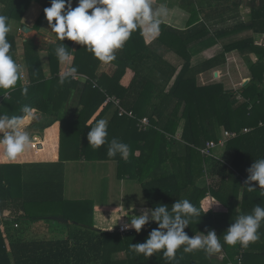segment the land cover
<instances>
[{"label":"trees","instance_id":"1","mask_svg":"<svg viewBox=\"0 0 264 264\" xmlns=\"http://www.w3.org/2000/svg\"><path fill=\"white\" fill-rule=\"evenodd\" d=\"M33 1L43 7L33 25L34 29H39L46 19L43 10L50 6V0H0V13L9 18V24L13 20L20 21L26 8ZM212 1L221 6L229 2V6L224 7V10L237 8L242 4L237 0ZM180 4L184 6L186 0H181ZM189 4L192 21L198 19L199 14L208 15L203 10V0H189ZM243 4L249 9V19L245 23H240L239 27L248 28L253 33L264 36V0H243ZM76 5L77 0H72V7ZM22 26L21 23L20 28ZM176 32L169 27L165 28L160 34L162 42L167 44L166 35ZM195 34L199 35L198 31ZM201 37L202 35H199L196 38L200 40ZM7 39L12 45L14 59L18 62L15 37L9 32ZM139 41L141 39L138 32H133L123 48L116 52V59L112 63L117 65V69L113 76L103 75L99 78L94 72L100 61L85 47L77 44L72 68H75V73L87 75L88 80L80 82L64 77L62 84L79 86L78 105H81L82 109L73 122H64L65 119L61 118L56 119L53 125H57L56 128L58 127L60 131L64 123L69 128L72 124L81 144L74 152L76 156L106 158L108 145L94 149L93 151L98 153L94 154L90 150L92 147L88 145L87 133L110 108L111 104L105 102L107 95L115 94L124 99L126 109L131 110L134 116H118L112 105L114 110L109 121L108 140L118 138L128 144L130 137V147L137 146L139 141L142 142L141 151L135 157L133 149H130L128 160L122 159L119 155L109 159L119 162L120 172L126 170L130 175H136L141 179L148 209L167 205L170 210L176 200L187 198L201 209L202 215L199 219H193L184 231L191 237L199 232L206 234L208 230H214L223 244L224 232L238 215L251 213L257 205L264 206V189L257 187V190L249 192L244 185L248 176L247 169L254 160L264 158V126H258L259 121L264 122V88L258 87L263 80L264 46H255L250 37L223 46V52L253 48L258 57L250 67L252 79L239 91L247 101L235 105V91L224 90L219 83L202 86L196 83L197 73L211 66L215 59L205 61L199 67H192L189 61L184 59L177 72L175 63L168 57L151 49L149 45L141 48ZM60 43L62 42L57 38L55 42L47 44L49 60L54 66L58 61L55 48ZM63 43L71 52L73 41L64 40ZM23 52L30 83L27 89L30 92L22 94V81L18 80L14 90L10 92L9 99H2V104L13 111V116L24 115L22 109L25 106L58 116L59 106L55 105L50 110V99L45 97L43 92L44 86L47 87L51 82L55 84L59 79H44L41 51L33 39H26L23 42ZM126 69L131 71V80L127 86H123L120 80L126 74ZM95 78L98 86L94 87ZM7 91L9 90H0V99ZM87 91L89 95L85 97ZM132 92L136 95L131 100ZM93 116L94 120L91 122ZM141 119L147 120L146 129L138 125ZM246 126L252 127V130L240 133ZM222 128L235 130L239 135L228 140L219 154L221 159L201 154L199 149L208 141H216ZM73 129L69 133L76 141L78 138L74 137ZM177 131L179 139L176 138ZM59 145L60 136L58 148ZM208 177L211 180L206 183L203 179ZM8 198L9 190L0 176V207ZM237 198L240 200L239 212L235 203ZM50 199L52 202H63L61 194L57 199ZM63 203L72 210L70 214L59 215L66 221H50L46 215H29L22 210L10 215L6 223H17L19 227L7 228L4 235H0V264H225V261L217 262L214 254H208L204 250L185 253L183 247L177 250L175 260L171 262L162 252H157L151 257L137 254L130 249V244L144 242L150 231L158 226L155 222L150 220L138 233L130 227L124 233H120L116 228L119 225L130 224L129 219L118 216L109 226H98L92 222L95 206L92 202L83 200ZM86 214H90L91 222L76 218L84 217ZM42 220L45 221L47 230L28 237L23 233L25 229L21 223ZM73 220L76 222L72 223ZM68 226H72L73 230H68V233L64 234L62 227ZM119 251L125 253V258L119 261L112 260V255ZM223 251L227 259L234 264H263L264 232L260 233L258 241L249 244L247 248L239 244L235 246L224 244Z\"/></svg>","mask_w":264,"mask_h":264},{"label":"crops","instance_id":"2","mask_svg":"<svg viewBox=\"0 0 264 264\" xmlns=\"http://www.w3.org/2000/svg\"><path fill=\"white\" fill-rule=\"evenodd\" d=\"M180 1L152 0L153 8L159 9L163 7L165 9V15L161 17L158 36L145 35L142 30H137L138 36L141 39L139 46L142 48L143 46L149 45L151 49L168 57L172 63H175L177 72L184 59L189 61L192 67H199L205 61L215 59L211 66L197 73V85L202 86L219 83L224 90L235 91V105L247 101L239 94V91L252 79L250 67L257 61V54L253 52V48L244 51L231 50L223 52V46L225 44L249 37L253 39L255 46H264V36L262 34L253 33L248 28L239 27L240 23H245L249 19V10L243 4V0H237L238 3H242L237 8L233 7L226 10H224V7L229 6V2L221 6L212 3L214 2L212 0H203V10L208 15L203 16L198 13V19H194L193 21L191 20V13L189 12L191 7L189 0H186L184 6H181ZM212 4L218 7L215 8ZM42 9L43 7L40 3L36 1L31 2L20 21H11L10 25L12 26V30L10 33L15 37L18 63L22 66L21 73L25 74L24 77H21L20 74L19 80L22 81V89L30 85L23 52V42L26 39H33L34 43L40 48L44 79H59L55 84L51 82L48 83L47 87L44 86L43 92L44 96L50 99V110L55 105L59 106L58 116L34 108L36 109V112L33 114L35 119L31 121L27 128L32 139L31 145L15 160L9 161L0 158V176L10 194V198L6 199L5 204L0 207V235H4V230L7 228H16L14 223H6V221L10 219V215L16 214L18 210L25 211L29 215H39L34 214L38 208L45 209L48 208L49 203L58 205L65 201L84 200L92 202L95 205V216L97 217L95 224L97 225L109 226L121 215H127L123 217L129 219L130 222L132 217L139 216L144 210L148 209L147 199L142 190L143 182L141 179L136 175H130L126 170H123L124 174L122 173L120 176L119 162L111 160L109 157L98 158L94 156V158H86L85 156H76L74 152L81 144L79 142L80 137L79 135L76 136L77 133L73 129L72 124H70L69 128L64 123L60 131L58 127L56 128L57 125H53L56 119L60 120L61 118L65 119L64 122H73L82 109V106L78 105L79 86L77 84L63 85L60 82L65 77V73L72 69L74 51L77 44L73 42L71 58L68 61L60 62L58 60L54 66L49 60L47 44L55 42L58 37L54 32L50 31L46 19L39 29H35L36 33L34 35L22 37L17 30L16 32L13 31L14 25L18 24V30L21 32V23L33 28ZM28 11H30V15L27 14ZM26 15L27 17H25ZM167 27L177 32L176 34H167L165 39L167 44H165L162 42L160 34ZM196 31H198L199 35H202L200 40L196 38L199 36L195 34ZM141 66L137 67L140 68ZM116 69L117 65L112 62L108 64L99 62L94 74L97 78L103 75L112 77ZM130 72L129 69H126V74L120 80L123 86L129 84L131 80ZM67 77L80 82L88 80V76L83 73L71 72ZM26 78L28 83H26ZM97 78L93 80L94 87L98 86ZM59 82L61 83L60 85H58ZM258 87L259 89L264 88V72L262 83ZM13 90L14 88L1 96L0 114L13 116V111L7 105L2 104V99H9L10 92ZM27 91L30 92L28 89ZM103 91H105L104 88ZM88 95L89 92L87 91L85 97ZM109 95L119 98L125 107L124 99L115 94ZM131 95L132 100L136 94L132 92ZM113 110V106L111 105L100 119H106L109 122ZM93 120L94 116L90 121L92 122ZM71 129L74 131V137H77L78 140L74 141V138L70 135L69 132H71ZM59 136L60 145L58 148ZM178 136L179 131L176 133L177 139H179ZM141 144L142 142L139 141L137 146L130 147L131 140L130 137L128 138V145L131 150L133 149L135 157L141 151ZM90 150L92 152L94 149L91 148ZM93 153L96 154L97 151H93ZM124 160H128V158ZM207 182L208 180H206ZM60 194L62 195L63 202H52L53 200L50 198L57 199ZM11 202L13 203L12 206L10 205ZM239 202V198L235 199L237 212L240 211ZM122 207L125 211L121 210ZM48 219L52 220L49 216ZM21 225L25 229L23 233L27 237L35 233H42L45 229H48L43 220L23 222ZM62 229L63 233L66 234L68 230L72 231L73 227H62ZM262 231L264 232V224L261 225L259 233ZM124 258L125 253L123 251L116 252L112 255V260L114 261H119Z\"/></svg>","mask_w":264,"mask_h":264},{"label":"clouds","instance_id":"3","mask_svg":"<svg viewBox=\"0 0 264 264\" xmlns=\"http://www.w3.org/2000/svg\"><path fill=\"white\" fill-rule=\"evenodd\" d=\"M43 12L50 31L62 42L55 48L60 62L71 58L70 48L63 43L64 40H69L85 47L104 64L116 59L117 50L123 48L133 32L142 30L145 35L158 36L161 17L165 15L163 7L153 8L152 0H77L74 8L72 0H50V6L44 8ZM8 20L6 15L0 13V90L13 89L22 71L7 39L12 30ZM74 71L75 68H72L66 72L65 78ZM22 94H27L26 87L22 89ZM22 112L24 115L21 116L0 114V158L4 160L17 159L32 143L27 128L35 119L33 114L36 109L25 106ZM108 127V120H97L87 133L88 145L98 149L107 144L108 157L119 155L122 159H127L130 155L129 145L118 138L109 141ZM247 172L244 182L247 190L255 191L257 187L264 189V158L254 160ZM121 210L125 211L123 207ZM201 215V209L187 198L176 200L170 210L167 205L146 209L139 216L132 217L130 224H125L124 228L130 227L138 233L150 220L158 226L150 231L144 242L130 244V249L145 257L162 252L171 262L175 260L177 250L181 247L185 253L204 250L208 254H216L222 252L224 244H239L247 248L260 239L259 229L264 224V206L257 205L251 213L238 215L224 232L223 244L214 230H208L206 234L199 232L200 234L191 237L184 231L193 219H199ZM122 216L127 215H121L120 218Z\"/></svg>","mask_w":264,"mask_h":264},{"label":"built area","instance_id":"4","mask_svg":"<svg viewBox=\"0 0 264 264\" xmlns=\"http://www.w3.org/2000/svg\"><path fill=\"white\" fill-rule=\"evenodd\" d=\"M24 76H25V74L21 73V77H24ZM26 83H28L27 78H26ZM105 102L108 104H111L115 107L118 116H123V115H127L129 117L134 116L133 112L131 110H127L126 108H124V106L121 103V100L115 96L107 95L105 97ZM138 125L142 129H146L148 122L145 119H141L138 121ZM258 126H264V122L259 121ZM251 130H252V127H244L240 133H247ZM238 135H239V132H237L235 130L223 129L221 136L216 141H208L206 143V145L203 148H200L199 150H200L201 154H203L204 156H209V157H214V158L219 159L220 158L219 154H221V151L225 147L228 140L235 138ZM14 226L17 227L18 224L14 223ZM117 230L120 233H124L127 230V228H124V225H120ZM213 256H215L217 262H219V263H222L223 261H225V264H234L232 261L227 259L226 253L223 250L221 253H216ZM240 262H241V259L239 258L238 263H240Z\"/></svg>","mask_w":264,"mask_h":264},{"label":"rangeland","instance_id":"5","mask_svg":"<svg viewBox=\"0 0 264 264\" xmlns=\"http://www.w3.org/2000/svg\"><path fill=\"white\" fill-rule=\"evenodd\" d=\"M248 9V8H247ZM249 10V9H248ZM246 11V10H245ZM27 14H29L30 15V11H28V13ZM25 17H27V15L25 16ZM13 22H15V21H13ZM14 29H13V31H15L16 32V30H17V32L19 33V35H22V37H23V34L18 30V24L17 25H14V27H13ZM27 35H29V36H31V35H34V34H30V33H28ZM225 69V68H224ZM223 130V128L222 129H220V132L218 133L219 134V137L221 136V131ZM121 173L122 172H120V170H119V174H120V176H121ZM203 178V177H202ZM144 179H146V177H144ZM204 181H206V180H211V178L210 177H208V179H206V178H204L203 179ZM200 182H203L202 180H200ZM204 183V182H203ZM208 197H209V195H208ZM212 202H213V200H211V203L210 204H212ZM51 203H49L48 204V208H45V209H43V208H38L35 212H34V214H39V215H46L47 217L49 216H59V215H61V214H70V211H72L71 210V207H69V206H66V204H64V203H60V204H55V203H52L51 205H50ZM74 217H75V214H74ZM76 218H78V220H83V221H85V222H91V220H90V214H86L84 217H76ZM93 218H94V223H96V221H97V217L94 215V213H93V216H92V222H93ZM76 220V219H75ZM50 221H55V220H50ZM74 222H76V221H74L73 220V222L72 223H74ZM93 223V224H94ZM97 225V224H96ZM99 226V225H98ZM97 227V226H96ZM71 231V230H70Z\"/></svg>","mask_w":264,"mask_h":264},{"label":"water","instance_id":"6","mask_svg":"<svg viewBox=\"0 0 264 264\" xmlns=\"http://www.w3.org/2000/svg\"><path fill=\"white\" fill-rule=\"evenodd\" d=\"M27 26V27H26ZM21 33L23 34L24 37H28L29 35H27L28 33L30 34H35L36 33V30L26 24H23V26L21 27ZM50 219L52 220H60V221H66L65 218H62V217H57V216H51L49 217Z\"/></svg>","mask_w":264,"mask_h":264}]
</instances>
